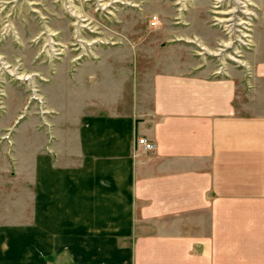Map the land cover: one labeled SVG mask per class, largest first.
<instances>
[{"label": "crops", "instance_id": "0c3cea01", "mask_svg": "<svg viewBox=\"0 0 264 264\" xmlns=\"http://www.w3.org/2000/svg\"><path fill=\"white\" fill-rule=\"evenodd\" d=\"M106 52L66 73L79 102L52 104L53 136H23L46 138L29 147L45 168L23 201L27 231L0 230L2 264H264V157L248 145L261 118L250 126L234 84L191 57L138 67L130 47Z\"/></svg>", "mask_w": 264, "mask_h": 264}, {"label": "rangeland", "instance_id": "374dc122", "mask_svg": "<svg viewBox=\"0 0 264 264\" xmlns=\"http://www.w3.org/2000/svg\"><path fill=\"white\" fill-rule=\"evenodd\" d=\"M128 47L144 60L138 67L175 54L195 60L194 71L233 83L235 106L246 122L252 126L261 118L262 137L248 145L264 157V0H0V230L27 231L23 201L34 169L45 168L44 155L37 162L30 158V141L46 138L23 136L33 126L52 137V104H78L76 84L66 73L110 58L106 51L124 55ZM245 177L249 184L260 178ZM18 200L12 222L3 206Z\"/></svg>", "mask_w": 264, "mask_h": 264}, {"label": "built area", "instance_id": "2783aa9c", "mask_svg": "<svg viewBox=\"0 0 264 264\" xmlns=\"http://www.w3.org/2000/svg\"><path fill=\"white\" fill-rule=\"evenodd\" d=\"M156 22V16L151 17V24L155 25ZM138 143L142 144V146L144 147V149H150L152 147V143L148 142L145 138H140L137 141Z\"/></svg>", "mask_w": 264, "mask_h": 264}]
</instances>
